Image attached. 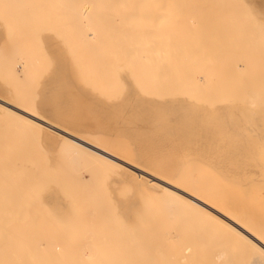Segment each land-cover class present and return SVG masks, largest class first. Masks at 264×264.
<instances>
[{"label": "bare ground", "instance_id": "1", "mask_svg": "<svg viewBox=\"0 0 264 264\" xmlns=\"http://www.w3.org/2000/svg\"><path fill=\"white\" fill-rule=\"evenodd\" d=\"M3 1L4 0H2V2ZM160 1L161 0L149 1V3H144V5L142 3L143 6L137 4L134 8L128 9V13L134 12L135 14H139V16L141 15V17L155 18L152 22L155 21L154 23L157 28L155 29L154 24L153 28L155 31H158L157 29L160 27V31L162 25L165 24L166 26L171 20L174 22V19L170 17L174 16L175 19L178 20L179 18H176L175 15L179 17H183L184 15L181 11L182 15L180 14V16L178 14L180 13L179 10L183 9V11H185V6L186 9L187 6H189V9L193 4V2L190 4L191 2L189 0L190 5H186V3H188L186 2L185 6L182 8L181 4L177 5L174 3L176 7L173 11L178 9L174 13L172 11L174 4L171 3V1L165 0V4L163 0L161 3H163L164 6L159 4ZM195 1H201L199 5L204 9V3H210L205 5L213 7L211 3L214 0H211V2H203V5L202 0ZM219 1L220 0L217 2L220 3ZM250 1L253 2L256 9L258 6L259 8H264V0ZM221 2L224 1L222 0ZM226 2L228 1L226 0ZM226 2H224V4H226ZM228 3L230 4L231 2ZM170 4H172V6L169 9ZM233 5L231 7H233ZM139 6L144 7V9L142 8V12H140L141 8H139ZM208 6H206V8ZM216 6L215 11L217 12L221 4ZM212 7L205 8L203 13H199L200 16H205L207 10V19L216 14L218 15L222 10L225 12L224 14L228 15L229 11L226 12L228 7L226 8L225 5L223 8L225 7L226 11L224 10L225 8H221L217 13L210 12L215 9V7ZM89 8L90 6H83V9L73 17L75 25L79 26L81 24V28L84 26L87 28L93 24L94 21L90 20L91 12ZM210 8H212V10ZM230 8L229 10L232 9ZM234 8L235 7H233V9ZM195 9L194 7L195 12H193L192 15H190V13L187 17L195 15L198 17L199 14H196V12H199L200 8L197 7V11ZM169 10L172 11L174 15H171ZM234 11L231 10L229 16H232V12ZM208 12L212 13V16L209 15L210 13ZM224 14H222L223 16H220V14L218 16L219 18L215 19L217 21L215 22L218 24L214 25L215 22H213L212 19L214 17L211 18L212 20L209 19L210 21L202 17L203 21L206 19V21H204L205 23L202 22V24H208L206 22L209 21L212 22L214 26L220 25L221 23H219V21L222 20L220 22H223L222 17H226ZM243 16H245V14H243ZM11 17L10 20L12 19ZM182 17L181 19L183 20ZM192 18H189V20L191 21ZM199 18L201 19V17ZM233 18L235 19V16ZM13 19L16 18L14 17ZM18 19L21 20L22 17L19 18L18 16ZM156 19L159 21V25H157ZM187 19L186 21L188 23L189 20ZM227 19L229 18L227 17ZM232 19L228 20L230 24L232 23ZM23 20L24 19H22V21ZM27 20L29 22V19H26L25 22ZM193 20L195 19H192V21ZM241 20L245 21V19ZM183 21L186 22L185 20ZM190 21L188 26L191 24ZM198 21L195 22L198 28L204 26L199 25L202 20ZM152 22L147 21L146 24H148L146 25L144 23L145 26L143 23V25L137 23V26L140 28L144 26L152 29ZM187 23L185 24L187 25ZM195 23L193 24L194 26H196ZM229 23L226 24L229 26ZM171 25L170 23L169 26L171 27ZM208 25L210 26V24ZM212 25L210 27L213 29ZM94 26L95 25H92L93 28L90 27L94 29ZM206 27H202V29L207 32L210 28L206 30ZM221 27L224 28V26ZM229 27L233 28L231 25ZM229 27L228 29H231ZM1 28L0 25V33L3 29ZM5 28H7V31L9 29L7 33L9 35H7L8 38H6V41H8L10 35L12 36L10 28H14L13 26L10 28L6 26ZM81 28L77 31L81 30ZM92 29H90V31L88 30L87 33L89 39L96 33ZM180 29L181 28L177 30L178 33ZM186 29H184V31H186ZM189 29H191V27ZM217 29L219 30V27H217L216 30ZM172 30L173 28L171 27V32ZM211 30L208 31L206 35L209 34V32L214 33V31ZM216 30L215 32L218 31ZM12 31L13 34H16L14 30ZM177 31L174 32L176 33ZM203 31L201 30L200 32ZM258 31L260 32L261 30L258 29ZM45 32H41V34ZM186 32H184V36L186 35V37H184V44L190 41V50L188 49L190 55L188 54V57L183 56L185 57L183 59H186V61L188 60L187 62L189 63L193 61L192 63L194 66L200 68L196 69V67L193 68V66L187 68V65L183 66V59H181L182 62L180 59H176L172 62H175L174 65H171V60L175 58L169 59L167 62L171 65L169 68H174L176 71L179 70L176 69V66L179 65L178 61L181 62V66H183L179 67H185L184 70L187 68L186 71L195 69L192 73H190L191 71L186 72L187 75L192 76V74L197 73L195 71L202 69L201 66L204 68L203 65H205V63L209 64V62H214V59L212 60L211 58L214 56L211 49L216 51V49L213 48L216 42L213 39V42L211 41L212 44L211 42L210 44L208 42V45L207 42L205 43L206 48H204L207 49V51L208 48H210L211 51V54L205 57L209 56L212 61L208 58V62L204 61L203 63L201 59L202 55L200 56V54H203L205 51L203 52L201 50L203 47H201V52L198 53L199 46L201 45V39L199 40V38H197L199 35L195 37L197 41L191 43L196 40L193 37V33L195 35L199 34L197 33V27L195 30L192 29L193 33H189L191 35H188L189 31L187 34ZM23 33L22 31V36L25 35ZM26 33H30L31 35L29 31ZM44 35V40L49 43L51 49L58 51L59 48H61L60 43L55 38L56 36H52L54 34L51 35V33H47L46 36ZM204 35L205 33L202 34L200 38L203 39ZM213 36L214 34L212 37ZM212 37L210 36L209 41ZM215 37H217V35ZM205 38L209 37L205 36ZM226 38L227 37H225V39ZM177 39H180L179 35ZM204 41H206V39ZM4 42L5 40L0 42V48L3 47ZM175 42L178 43L179 41ZM175 42L177 53L179 49ZM195 43H197V46ZM225 43L223 45L226 47L223 45L220 46L219 44L217 45V47H221V49L219 47L221 54H226L231 47V42H228L230 47H227V43ZM184 47L188 48V45L186 46L185 44ZM194 47H198L195 49L198 51L194 52ZM222 49L225 51L227 49V51L222 52ZM210 51H208V53ZM229 51L227 52L228 54H230ZM194 53H196L195 55H199L197 59H201V61L199 60L203 63L201 66H199L200 63H194L197 60H189V56L193 58L191 54L194 55ZM218 56L219 55H217L216 58H218ZM202 57L204 58V54ZM142 59H140L141 63ZM217 60L215 59V61ZM144 62L147 63L146 60H143V63ZM167 62L164 63L167 64ZM225 62L226 61H224V63ZM221 63L223 64V62ZM183 64H186V62ZM193 64L190 63V65ZM216 65L218 64L216 63ZM208 66L207 68L210 70ZM143 67L137 68L139 70L135 69L136 67H133L134 69L123 70V72H121L122 78L120 77V73L113 68V70L110 69L111 73L107 71V73L101 75L104 79L105 77L108 79L107 84L104 85L105 88L115 83H120V86H123V91L121 97L117 101L115 100L113 103L108 102L106 108H101L98 113L99 116L89 124L81 119L84 118V115L79 119L78 116L73 115V113L69 117H66L63 113L68 107H70V110H74V107L78 103H82L77 99L76 95L78 93L74 89L69 93L63 103L57 102L54 96L51 95L53 103L56 107L60 108L59 110L57 108H49V106L46 105L41 107L48 114L43 122L37 121L38 126L43 128L42 134H37L30 127L20 124L11 116H7L0 112V121L7 122L8 125V127L7 125L6 128L4 127L5 130L11 129L12 127L20 130L25 135H20L21 132L18 134L17 131L18 137L20 139L21 137L26 138L27 134L32 138L28 137L30 140L27 138L30 143L33 140L34 142L39 140L38 143H35V150L32 146L34 142H32L33 144H30L32 149H30V151H25L30 148L29 145L25 146V150L23 149V151L21 148L26 144L27 140L24 141V138H22L23 142H25L23 143L21 142L22 139L19 141L17 137H11L16 133V129L13 130L15 133L12 131L13 134L11 136L6 133H4L6 135L3 134L2 130L4 128L0 129V131H2L1 133L5 136L3 137L2 135V138L8 139V137H11L9 140L10 142L12 139H17L20 144H17L18 142L13 140L16 142L15 146L20 145V149L22 150L20 151L18 149V152L14 151L12 148L14 147L12 141L10 147L14 152L11 151L12 149L10 150L9 147L5 146V144L9 145L10 143L4 144L7 140L3 139V142L2 138H0L3 142L0 146V264H250L253 259L256 261L261 259L258 254H254L250 245L255 244L256 247L259 248L260 245L264 244V239H261L260 236L261 232H264V214L253 212L251 215V217L253 216L252 221L246 218L250 215V212L245 211L241 215H237L232 208L236 207L234 206L236 204H232L231 206L228 197L221 195L218 190L213 188V180L211 178L212 174H217L218 172L223 173L227 171L233 173L239 169L238 166L235 168L237 164L234 166L229 165V163H234L238 160V157H235L233 154L235 150H246L253 146V143H259L262 147L261 140H249L247 134H244L247 133L245 131L248 130L250 126L246 121L239 118L242 114L240 112L241 109L231 102L234 97H242L244 95L243 93L240 94L238 91L234 93L233 90H231L235 85H233L232 80H230V77L234 79L230 75L233 73L226 72L228 74L227 80L229 81L226 82L224 80V82L229 83V86L232 83L233 87L230 89L226 83L223 85L221 83L219 84L217 81L216 84L206 80L208 77L210 78V76L212 80V77H216L215 75L217 74H220L221 77V73L224 72L219 70L217 72L216 69L218 68L215 69L213 67L215 70V75L213 76L208 73L210 72L208 69L207 72L205 71L206 69H203L206 74L203 73L200 79L198 75H196L197 77H188L185 72L183 73L184 70L181 71L182 69L179 70L180 73L177 71L180 76L182 73L184 74L181 78L180 76H175L177 73H172L174 76L171 74V78L169 76L172 71L167 72L169 68L165 67L167 70L162 68L164 72H160V67L158 69L157 66H155L157 68L156 70L159 71L157 74L163 73V75L160 74L158 76L156 82L155 80L157 78L154 80L153 78L155 76L157 77V74L156 72L152 74L153 71H156L154 66H151L154 70L148 68L149 66H146L147 68L145 67V69ZM102 69L105 70L106 68ZM174 69L172 70L174 71ZM231 69L230 71L234 72L237 67L234 69L232 66ZM96 70L99 72L101 71L99 68H96ZM203 70L198 73L203 72ZM227 70L229 72V68ZM65 71L66 70L61 69L57 71L56 74L62 78L69 77L68 73ZM211 71H213V69ZM165 73H169V76L167 74L165 75ZM208 74L209 76H207ZM109 78L116 82H109ZM163 79L166 83L161 84ZM223 79L226 78L223 77ZM136 81L139 86L138 91L135 88ZM168 81L171 82L169 83ZM13 88L16 89L14 85ZM234 89L236 90V87H234ZM20 90L15 91H19L21 95L26 94ZM48 90H50V88ZM47 93L51 94L50 91ZM57 110L58 114H56ZM28 115L29 118H31V114ZM182 116L187 117V121H181ZM229 117H231V119L235 118V120H229ZM55 119L62 124L55 122ZM79 121L84 123L79 124ZM9 122L11 125H9ZM63 125H66L69 129L96 130L102 132L97 134L98 136H92L93 134L89 135L84 132H76L75 130H65ZM206 127H208L207 132L210 134L208 135L207 133L205 136L203 132L206 131L204 129ZM50 131L51 133L52 131H57L60 136H54ZM32 136L37 137L35 138ZM235 139L240 140L238 145H232L227 152L217 153V149L221 148L218 145L222 143H231V141ZM54 141H58V144L54 143ZM38 144L40 146L42 144V146L40 147ZM2 145L5 147H2ZM41 148L43 151L45 150L44 153ZM37 150L38 152L41 151L43 154L36 152ZM19 151L21 153H19ZM46 151L47 154H45ZM35 152L39 154H37L38 157L35 156ZM44 154L46 158L49 157V160H47L48 162L46 158L43 157ZM40 155H42V158ZM40 159L43 161L45 160L46 163L41 160L43 164ZM185 160H187V163L183 165L182 162ZM61 161L62 164L65 163L67 166L72 164L70 166L71 169L74 168L73 164H77L79 166L78 168L83 166L88 174H93L90 176H92V178L94 177V179H99V175L102 174V177L100 175V180L96 179L95 183V180L91 181L93 182L91 184L95 185L98 181V186L101 187V190L102 188L105 191L107 189H110V191L121 190L119 187L123 184H127L126 177L134 176L132 173L133 171L134 174L135 171L139 172L138 174L136 173V177L140 179L142 183L149 184L150 187L156 189L147 192L145 189L138 188L140 192L145 193L143 197L141 196L138 199L130 197L129 199L121 198L122 200H120L117 207H113V209L110 204L111 206H109L107 210L104 203L107 202L106 204L108 205L110 203L108 201L109 198L107 200L105 195L109 192H101L99 189L100 187L97 188V190L94 185L92 186L86 182V180L89 179L87 177L85 180L86 184H88L87 186L94 187L93 190H90L92 188L89 187L90 189L88 191V187L85 186L86 184L83 186V183H85L84 180H82L83 183L81 182V175H79L80 170L78 171L77 169L78 172L76 173L79 174H77L76 180L74 173L72 174V172H69V167H65L64 164L62 167L65 171L62 170V175H58V168L62 165L60 164ZM205 165H207L209 169H202ZM62 167L61 169H63ZM66 169L74 176L75 182L79 180L80 182L75 183L71 174L68 175H71L73 179H67L68 175ZM83 170L82 172L85 173ZM203 170L206 172V178H194V174H203ZM96 174L99 175L96 176ZM60 175H65V178ZM104 175L110 176L108 188H104L106 186L103 185L107 182L101 180L105 179L104 177H106V181L108 180V177ZM163 175H180V177L179 180L175 181L169 177L165 178ZM99 181H101L100 183L104 181V183L100 184ZM88 182L90 181L88 180ZM77 185L83 187V189L87 187V191L81 190ZM98 186L96 185V187ZM96 190H100L101 193L96 192ZM94 193L98 195L97 199L94 197ZM98 193L101 195L99 196ZM102 194L105 195V199L107 200H105V202L103 201L104 203L101 201V199L104 198ZM98 199L100 201H97ZM240 203H243V200L242 202H237L239 205Z\"/></svg>", "mask_w": 264, "mask_h": 264}, {"label": "rangeland", "instance_id": "2", "mask_svg": "<svg viewBox=\"0 0 264 264\" xmlns=\"http://www.w3.org/2000/svg\"><path fill=\"white\" fill-rule=\"evenodd\" d=\"M149 1H155V0H4L3 2H2V0H0V25L3 28V29L1 28L2 30L0 33V42H2L4 40L6 41V38H8L7 35H9V34H7V33L9 32V29L7 31V28H5V27L9 26V28H10L13 26V28H14V29L10 28V31H11L10 33H12V36L10 35L11 39H10V43H9L10 55L12 57L11 61L8 58H6L3 54H0V86L7 84L10 86L12 85L11 87L13 88V85H14V87L16 89L13 88V90H20V88H21V90L23 92H25L26 94L35 90L37 94H36V97L34 100V105L39 104L40 107H42L43 105H46V106H49V108H53V109L57 108L59 110L60 108L56 107L55 104L53 103L51 94H49L47 92L50 91V90H48L49 89L48 84H49V76L51 75V73L53 71H55V73H57V71L64 69V70H66L65 72L68 73V76L71 78V80L74 82V85H75L74 90L78 93L76 95V97L79 100V102H82V103H78L74 107L75 108L74 110L71 109L72 111L70 110V107H68V109H66V111H63V113L66 117H69L73 113V115L78 116L79 119L81 118L82 115H84V118H81V119L85 123L89 124L99 116L98 113H99V110H101V108H106L108 106V102L113 103V102H115V100L117 101L121 97V94L123 91V88H122L123 86L121 87L120 83L117 84V83H115L116 82L115 80H114L115 81L114 82L110 78H109L110 79L109 82L113 81L115 84H113L110 87L105 88L104 85L107 84L108 79H107V77H105V79H104L103 77H101V75H104V73H107V71H109L111 73L110 69L113 68L120 73V77L122 78L121 72H123V70H128L131 68L134 69L135 67H136L135 69H137V68H142L143 66H144L143 67L144 69L146 66L147 67L149 66L148 68H152L151 66H154L155 70L157 68L159 69V67H160V69H159L160 72H164L163 71L164 69H162V68H165V67L169 68V66L174 65L175 62L174 63H172V62L175 61L176 59L181 60L185 57H188V54H189L188 49H189V46L191 44L189 45L190 41L188 43L185 42L186 46L188 45V48L186 47L187 48L186 49L184 47L185 46V44H184L185 38L184 37H186V35L184 36V34H185L184 32L189 31L188 35H191L189 33L192 32V29L195 30L197 27V33H199V34L195 35L192 32L194 35L193 37L195 38L196 36L199 35L197 38H199V40L201 39L200 43L203 46H201V45L199 46V51L195 50L198 47H194L193 50H195L194 52L198 51V53H200L201 50L203 52L204 51L206 52L207 49H205L206 48L205 43L207 42V45H208V42L210 44V42L214 39V41L216 42V45L214 44L215 47H213V48L216 49V51L211 49L212 53L215 56V57L214 56L211 57L212 60L214 59L213 60L214 62H212V63L209 62V64L205 63V65H203L204 68L201 66L204 63V61L208 62V60H207L208 58L210 59V61H212L209 56L205 57L206 55L211 54L210 48L207 47L208 51H210V52L209 53H208V51L206 53L204 52L203 53L204 58L202 57L203 54L202 53L200 54V56L202 55L201 59L203 60V63L200 62L201 61L200 58L197 59V57H199L198 54L197 55H195L196 53H194V55L191 54V56H193V58L189 56L190 61L191 60H197L194 63H196V64L200 63L199 66H201V68H202V69L195 71V72H197V73H194L195 75L192 74V76L191 75L189 76L186 73V72L191 71V70L186 71L189 66H193V68L196 67V69L200 68V67L194 66V64L192 63L193 61L190 62L193 65H190V63L187 62L188 60L186 61V59H183V63L186 62V64L182 63V65L183 66L187 65L186 70H184L185 67L180 68V67H183V66H181L182 60H181V62L178 61L179 65L176 66V69H179V70L182 69L181 71L184 70L183 73L185 72V74L188 77H193V76L198 75V78L201 79V77H202L201 75L203 73L206 74L207 69H208L207 68L208 65H209L208 67L210 68V70L208 69V71H210L208 73L210 75L212 74V76L215 75L214 74L215 73L214 68L215 69L218 68V69H216L217 72H218V70L224 72V73H221V77H220V74H217V75H215L216 77H212V80H211V76H210V78L208 77L206 80L208 82L211 81L210 83H216V84L218 81L219 84L221 83L223 85H224V83L229 81V80H227L228 79L227 73L231 72L233 74H230V75L234 79H232L230 77V80H232L233 85L235 84L234 87H236V90L234 89L231 81H230V83H231L230 86H229V83H226L228 85V88L231 89V87H233V89H231V90H233L234 93H236L238 91V92H240V94L241 93L244 94L242 97H238V96L234 97L233 100H231V102L233 104L237 105L241 109L240 112L242 114L240 115L239 118L242 119L243 121H246L248 123V125L250 126V128L245 131L247 133H244V134H247V137L249 140H251V139L261 140L262 147H261V145H259V143H253V146H251L250 148H247L246 150H240V151L235 150V153H233V154L235 155V157H238V160H236L234 163L233 162L229 163V165L234 166L235 164H237L235 166V168L238 166V168L240 170L239 169H237V170L240 171L241 174H240V172H238L235 169L236 171H234L233 173H229V172L225 171L223 173L218 172L217 174H212L211 178L213 180L212 181L213 188L215 190H218L221 195L228 197V200L231 203V206H232V204H236V205H234L236 207H232L233 210L236 212V214L241 215L245 211L250 212V215L247 216L246 218H248V220L250 219L252 221L253 216L251 217V215L253 212L259 213V214H264V34H262L261 31L260 32L258 31V29L260 30V27H259V24L257 23L261 8H259V6H258L256 9V6H254L253 2H251L249 0V7L252 10L253 15L247 16L248 14L245 11L241 10L240 8L238 10V8L236 9V7H235L234 8L235 11H234V9H233L234 6L231 7L233 4H236L237 0H227L228 2H231L230 3L231 5L228 2H226V0H223L224 2H226V4H224V2H221L222 0L219 1L220 3L217 2L218 0H214L211 3L213 5V7L210 5L209 6L205 5V4H210V3H204V5H203V2H211V0L210 1L209 0H202V5L205 6V8H206V6H208L207 8H209V7L214 8L216 5H220V4H221V6L218 10H220L221 8L224 9L225 7L226 8L228 7L227 11H226V8L224 9L226 12L229 11L228 15L224 14L225 12L222 10L221 11L222 13L219 12L218 15L216 14L217 17H216V15L212 16L211 15L212 13H210V12L217 13L218 10H217V12L215 10H216V7H219V6H216L214 11L208 12V13H210L209 15L214 17V18L211 17L213 19V22L216 21L215 20L216 18H219L218 16L220 14H221L220 16H223L222 14L226 15V17L224 16V18L222 17L223 22H220L222 20L219 21L217 19L219 21V23H221L220 25L224 26V28H223L220 25L214 26L215 24H218V23H216L217 21L214 23V25H212L213 24L212 22H209L210 21L209 19H211V18L207 19L208 17L206 16L207 15L206 12L208 10L205 12L206 15L203 14L205 16H200V14L203 13V11H205L204 10L205 8L203 9L201 7V5H199V3L201 1L190 0V2H191L190 4H192V2H193L192 6H190L192 9L191 8L188 9L189 6H187V9H186L185 3L188 2V3H186V5H190L189 0H168L169 2L171 1V3H173V4L174 3H176L177 5L181 4L182 8H183V6H185L184 7L185 11H183V9H182V10H179L180 13H178L180 15L181 11H182V14H184V15H183V17L181 16L182 14L180 16L183 18V20L186 21L187 18H188L187 20H189V18H192V17H193L192 19H195L193 21H192V19H191V21L189 20L191 22V24L188 26L189 21H188V23H187V21L184 22L181 19V17H179L178 15H175L176 18H179L178 20L175 19L174 16L170 17V18L174 19V22H173V20L170 19L171 20L170 23L172 24L171 27L173 28V30L171 32V27L169 26L170 23H168L169 25L166 24V26H165V24L162 25L165 28L168 25L169 28L167 27L165 29L164 27L161 26L160 31H159L160 27H159V29H157L158 31H155L153 28V24L155 26V29L157 27H156V24L154 23L155 21L152 22V20H154L155 18L151 19V18H148L145 16L141 17V15L139 16V14H137V13L135 14L134 12L128 13V11H129L128 9L134 8V6L137 4H141V6H143L144 3H147V2L149 3ZM162 1L163 0H161L159 2V4H162L164 6V4L161 3ZM163 2L166 4L165 0ZM215 2H217L218 4ZM142 3H143V5H142ZM222 5L223 6L225 5V7L223 8ZM83 6H90V8H89L90 12H91L90 20L94 21L92 24V25H95L94 29H92L93 28L92 25H90L92 28L90 26H88L87 28L84 26L86 28V30H85L84 27H83L84 29L81 28L82 27L81 24L79 26L74 24L75 21H74L73 17H75L76 14H78L83 9ZM171 6H172V4H170L169 9L171 8ZM175 7L176 6L174 4V8H172V11L175 9ZM194 7L196 9H197V7L200 8V11L196 12V14L200 13L199 16L197 17L195 15L192 17L191 16L187 17V16H189L190 13H191L190 15H192V13L195 12ZM139 8H141L140 12H142L144 9V7H140V6H139ZM212 8H210V9L212 10ZM229 8L232 11H234V12H232L233 13L232 16L231 15L229 16V14H231V10H229ZM176 10H178V9H176ZM176 10L173 12L175 13ZM172 11H170L171 15L173 14ZM242 11L245 13H243ZM7 13H9V14H7ZM239 13H242V14H239ZM10 14L11 15L13 14L12 17ZM15 14H17L19 16V18L22 17V19H24V20L22 21V19L21 20L18 19V16ZM243 14H245L246 17L243 16ZM13 16L16 19H13L14 18ZM234 16H235V19L233 18ZM236 16H238V17H236ZM10 17L13 20L12 19L10 20ZM199 17H201V19ZM202 17L209 20L206 23L210 24V26L212 25L213 29L208 24L204 25V23H205L204 21H206V19H204V21H203ZM227 17L229 19L233 18L234 22L232 19V21H231L232 23L230 24L229 23L230 21H228L229 19H227ZM197 18L202 20L199 23V25L200 26L204 25V26H201V28H198L197 24L195 23L199 20ZM237 18H239V19H237ZM26 19H29V22H28V20L25 22ZM241 19H245V21L244 20L242 21ZM158 20H159V18H158ZM147 21L152 22V26L151 25H149V26H151L153 30L151 28L144 27ZM156 22L158 23L159 21H157V19H156ZM202 22H204V23L202 24ZM137 23L138 24L139 23H141V24L145 23V24H144V26H141V28H140L139 26H137ZM185 23H187V25ZM194 23L196 24V26L193 25ZM226 23H229L231 26H233V28L229 27L230 25L228 26ZM11 24H12V26H11ZM76 24H77V22H76ZM174 24H177L178 26L174 25ZM224 24H226V25H224ZM157 25H159V23ZM179 25H181L182 27ZM76 26H78V27H76ZM225 26H226V28H225ZM190 27H191V29H189ZM202 27H206V30H208L210 28L208 31H210L212 29L211 31H214V33L211 32L212 33L211 34L209 32L210 35L207 34L208 35L207 36L206 33L208 31L207 32L203 31ZM217 27H219L220 31L218 29H217L218 31L216 30ZM228 27L231 29H228ZM80 28H81V30L77 31ZM179 28H181V29L182 28H184V29L188 28V29H186V31H184V29H182V30L180 29V31L178 33L177 30ZM90 29H92L96 33H94L92 35V38L89 39V36L87 35V33H88V30L90 31ZM12 30H14V32L16 34H13ZM48 30L51 32H49ZM201 30L203 32H200ZM215 30L219 33V35L217 32H215ZM22 31L24 32L23 34H25L24 36H22V34H21ZM28 31L31 32V35H30V33L29 34L26 33ZM45 31H47V32H45ZM174 31H177V32L175 33ZM41 32H45L44 33L45 35L42 33L44 36H46L47 33L48 34L51 33V35L55 34L52 36H54V37L56 36L55 38L60 43L61 48H59L58 51L51 49V47L49 46V43L46 40H44L45 38L43 37ZM187 32H186V34H187ZM204 33H205V35L203 36V39L200 38V36L202 37V34H204ZM213 34H214V36L212 37ZM20 35H21V37H20ZM178 35H179L180 39H177ZM216 35H217V37H215ZM173 36H174V38H173ZM175 36H176V38H175ZM205 36L209 37V38H205ZM210 36L212 38L209 41ZM57 37H60V38L58 39ZM190 37L192 38V36H190ZM225 37H227V38L225 39ZM197 38H195L196 40L192 38L195 41H192L191 43L196 42ZM205 39H206V41H204ZM199 40H198V42H199ZM175 41H179V42L177 43ZM174 42L177 43V45H178V47L176 46L179 49V51H177V53H176V48H175L176 44H174ZM212 42H211V44H212ZM228 42L232 43V44L230 43L231 47L228 45L229 44ZM224 43L227 45V47L228 46L230 47V49L228 48L230 50V51L228 50L230 52V54L227 53L228 52L227 49H226L227 52L222 49L223 50L222 52H226V54L225 53L221 54V50H220L221 47L220 46L223 45ZM196 44L197 43H195V45ZM218 44L220 45L219 46L220 49H219V47H217ZM201 47H203V48L205 47V48L203 49ZM224 47H226V46H224ZM224 47H222V48H224ZM184 48H185V52L183 54ZM200 48H201V50H200ZM52 53H56L58 58H59V62L55 65H50L49 58H50ZM192 53H193V51H192ZM217 55H219L218 56L219 59L216 58ZM183 56H185V57H183ZM195 57H196V59H195ZM142 58H144V59H142ZM172 58H175V59L173 60ZM140 59H142V63L140 62ZM169 59L170 60L172 59L171 65L167 62V60L169 61ZM215 59L216 60L218 59V60L215 61ZM223 59H224V61H226L225 63H224ZM143 60L144 61L146 60L147 63H145V62L143 63ZM220 61L223 62V64ZM164 62L165 63L167 62V64H165ZM176 63H177V61H176ZM216 63L218 65H216ZM164 64H165V66H164ZM175 65H177V64H175ZM138 66H141V67H138ZM155 66H157V68ZM232 66L234 69L237 67V69L234 70V72L230 71ZM172 67H174V66H172ZM177 67H179V68H177ZM96 68H99L102 71V73H101V71L100 72L97 71ZM102 68H104V69L106 68V69L103 70ZM154 68H152V69L154 70ZM167 68H165V69L167 70ZM228 68H229V72L227 70ZM172 69H174V68H169L167 70V72L172 71L170 73V76H169V73L168 74L165 73V75L167 74L169 77L172 78V75L174 76V74H172V73H177V71H178V73H180L179 70L176 71L174 69V71H176V72H174ZM190 69H191V67H190ZM203 69L204 70L206 69L205 70L206 72H204ZM212 69L214 72L211 71ZM137 70H139V69H137ZM194 70L192 69V71H194ZM202 70H203V72L198 73L199 71H202ZM192 71L190 73H192ZM155 72H156V74L159 73V71L156 70V71H153L152 74H154ZM178 73H177V75L175 74V76L179 77L180 75H178ZM183 73L181 74L180 78L184 75ZM160 74L163 75V73H160ZM160 74H157V77L154 75L155 77L154 78L152 77L153 80L155 78H157L155 80L157 82L158 76ZM209 74L207 76H209ZM105 75H107V74H105ZM222 75H225V76H222ZM187 76H185V77H187ZM223 77L226 79H223ZM161 78H162V76H161ZM214 78H216V79H214ZM224 80L226 82H224ZM162 81L163 82H161V84L166 83L164 81V79ZM168 82L170 83L171 81H168ZM40 85H44V86L40 87ZM135 88L138 91L139 86H138L137 81H136V87ZM237 88H238V90H237ZM249 93H250V95H249ZM58 110L56 111V114H58ZM235 118H237V117H235ZM235 118L231 119V117H229L228 119L229 120L231 119L233 121V120H235ZM187 119H188L187 117H184V116L181 117V121L182 120L187 121ZM55 122L59 123L57 119H55ZM84 122H80L79 124H83ZM4 123H5L4 121H2V120L0 121V129H3L4 127L6 128L7 122L5 123V125H4ZM59 124H62V123H59ZM9 125H11V123ZM7 127H8V125H7ZM63 127L65 128V130H75L76 132H84V133L89 134V135L93 134L92 136H98L97 134H100L102 132V131H96V130L91 131V130H82V129L77 130V129H73V128L69 129L66 125H63ZM5 128L2 130L3 134L6 133V134L11 136L16 131L14 136H11V137H17L19 139V141L22 138H24V137L20 136V135L24 134L20 130H18L14 127L11 128L12 130L8 129V128H7L8 130H5ZM204 129L206 131H204L203 134H205V136H206L208 133L207 132L208 127L204 128ZM9 130H10V132H9ZM13 130H15V131H13ZM2 131H0V133ZM12 131H13V133H12ZM17 131H18V134H20L19 132H21V134L19 135L21 137V139L18 137ZM7 132H9L11 134H9ZM50 133H51V131H50ZM3 134L2 133L0 134V136H1L0 138H2ZM6 134H4V135H6ZM51 134L54 136H60L59 133H57V131H52ZM209 134L210 133H208V135ZM4 135H3V137H5ZM15 135H17V136H15ZM26 136L27 137L24 138V141H26L28 137L31 138V136H29L27 134H26ZM32 137H35V136H32ZM10 138L9 137H8V139L2 138V141L4 142V140H7V142H4V144L5 143H10V144L9 145L5 144V146L9 147L10 150L13 148L14 151H17V152H18V149L20 151H22L23 149L25 150V146H29L30 144H33L32 142H34V140L31 143L28 142L30 140L28 138L29 139V140H27L28 144L26 142L27 145L26 144H24V146L22 145L23 147L21 146L22 147L21 148L22 150H21L20 145L19 146L17 145L18 147L15 146V144H16V142H18V140L12 139L10 142L9 141ZM13 140H15L16 142H14ZM0 141H1V139H0ZM2 141L0 143V146H1V144H3ZM12 141H13L14 147L11 148L10 145L12 144ZM21 142H23V139L21 140ZM38 142H39V140L37 142L35 141L32 146L34 147L36 145L35 143H38ZM23 143H25V142H23ZM23 143H21V144H23ZM239 143H240V140H236V139L232 140L231 143H224V144L222 143V144L218 145L221 148L218 147L219 149H217L218 150L217 153L219 154L220 152H227V151H229V148H231L232 145L236 146ZM17 144H20V143L18 142ZM5 146L2 145V147H5ZM32 146L30 145V148L26 149L25 151H30V149H32L31 148ZM41 146H42V144H41ZM26 148H28V147H26ZM39 148H36V149H39ZM42 148H41V150H42ZM13 149L11 151H13ZM33 149L35 150V147ZM20 151H19V153H21ZM44 151L42 150L43 153H44ZM36 152H38V150ZM35 153H32V154H35ZM38 153H41V151ZM38 153H36L35 156H37ZM43 153H41V154H43ZM45 154H47V151L45 152ZM45 154L43 157L46 158ZM48 154H49V152H48ZM213 154H214V152H213ZM40 156L42 158V155H40ZM47 156H49V155H47ZM45 158H43V159H45ZM47 158H46V161L49 160V157H47ZM36 159H38V158H36ZM41 160L42 159H40V161ZM46 161L44 160L43 162L46 163ZM62 161L60 164H62ZM65 163H66V160H65ZM65 163H63L64 166L69 167V172H72V174L74 173L75 178L77 177V174L80 173L79 175H81L80 177H81L82 183H83L82 180H84V182H85L86 178L88 177L89 178L88 180L90 182H88V180H86L87 183H89L92 186L94 185L96 189L100 187V186H98V181L96 183V185L98 187H96L95 184H91V183H93L91 181L95 180L94 181V183H95L97 178H95V179H94V177L92 178V176H90V175H93V174L92 173L88 174V172L86 171L85 168H83L82 165H81L82 167L78 168L79 166L77 164H73V166H74L73 169H75V170H73L70 167L72 164L67 166V165H65ZM186 163H187V160L182 162L183 165H185ZM63 164L58 168V172H57L58 175L63 173V172H61L62 170L65 171V169L62 167ZM61 167L63 169H61ZM202 167H204V166H202ZM77 169H78V171L80 170L79 173H76V172H78ZM202 169H209V167L207 165H205V167ZM66 170H67L66 171L67 175L71 174L68 172V169H66ZM82 170L85 171V173L82 172ZM36 172H37V170H36ZM66 173H65V175H66ZM132 173L136 177L139 172L135 171V174H134V171H133ZM202 173L203 174H200V175H197V173L194 174V178H198V179L206 178L205 170H203ZM65 175L61 176V177L65 178ZM71 175L70 176L68 175L67 176L68 178L67 177L66 178L70 179V180L73 179L74 176L72 175L73 176V178H72ZM79 175H78V178H79ZM97 175H99V174H96V176ZM100 175L102 177V174H100ZM100 175H99V179H97V180H100V178H101ZM94 176H95V173H94ZM104 176H107V175H104ZM134 176H127L126 177V183L129 185L123 184L119 187V188H121V190L118 189V191L122 193V196H121L122 199H124V198L129 199V197L133 198V199H135V198L138 199L141 196L143 197L145 193L140 192V190L138 188L145 189L147 192L148 191L151 192V191L156 189L154 187L153 188L150 187L149 184L142 183V181L140 179H138L137 177L135 178ZM163 177H165V178L169 177V178L177 181V180H179L180 175H177V176L176 175H172V176L163 175ZM75 178H74V182H75ZM104 178L105 179H101V180H104L107 183L103 184L104 181H102L103 183H100L101 181H99V183L106 186V187H104V186H102V187L108 188V182H109L110 176L107 178L108 179L107 181H106V177H104ZM148 179H151V178H148ZM76 180H77V178H76ZM78 182H80V180ZM86 182L83 183V186H84V184H86ZM78 185H77V187L82 190L83 187H79L81 185H79V186ZM87 185L88 184H86L85 186H87ZM87 187H85L84 188L85 190L83 189V191H87L86 190ZM89 187H91V186H89ZM89 187H88V191L90 189ZM91 188L92 189H90V190H93L94 187H91ZM99 189L101 190V187ZM97 190H96V192H100V190L99 191H97ZM106 191L103 188L101 190V192L108 193V192H110V189H107ZM94 194H95L94 197H96V199H97L98 195H96V193H94ZM100 195L101 194H99V196ZM105 195H106L107 200H108L107 194H105ZM105 195L102 194V196H104V198L101 199L102 203H104L106 200ZM122 199H120V200H122ZM242 200H243V203H240V205L237 204L238 201L242 202ZM97 201H100V200L98 199ZM106 203L107 202H105L104 204H105L106 209H107L111 205H110V203H109V205ZM111 207L113 208V206H111ZM109 210H110V208H109Z\"/></svg>", "mask_w": 264, "mask_h": 264}, {"label": "snow or ice", "instance_id": "3", "mask_svg": "<svg viewBox=\"0 0 264 264\" xmlns=\"http://www.w3.org/2000/svg\"><path fill=\"white\" fill-rule=\"evenodd\" d=\"M233 6L244 10L249 16L253 15L252 10L249 7V0H237L236 4ZM257 23L259 24L262 34H264V8H261L260 10ZM57 38L59 39L60 37ZM10 39L11 37L9 38V41L4 42L3 47L0 48V54H3L11 61L12 57L9 50ZM49 61L50 65L57 64L59 62L57 54L52 53ZM49 82L48 87L50 88L51 95L54 96L59 103H63L75 87L74 82L70 77H59L55 71L49 76ZM43 86L44 85H40V87ZM36 94V91L33 90L28 94L21 95L18 91L13 90L10 85L5 84L0 86V112L7 116H11L18 123L30 127L37 134H42L43 128L38 126L37 121L39 120L40 122H43L48 114L39 104L34 105ZM28 114H31V118H29ZM54 143L58 144V141H54ZM107 195L110 204L114 208L117 207L120 203L122 193L112 190ZM260 236L261 239H264V232H261ZM250 246L253 249L254 254H258L261 257L259 261L253 259L250 264H264V244L260 245L259 248H257L255 244H251Z\"/></svg>", "mask_w": 264, "mask_h": 264}]
</instances>
